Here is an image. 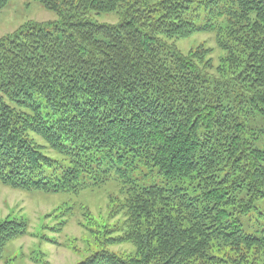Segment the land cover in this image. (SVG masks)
Wrapping results in <instances>:
<instances>
[{"label":"trees","instance_id":"1","mask_svg":"<svg viewBox=\"0 0 264 264\" xmlns=\"http://www.w3.org/2000/svg\"><path fill=\"white\" fill-rule=\"evenodd\" d=\"M35 1L57 20L0 37V182L80 190L116 170L128 230L105 242L135 256L78 264H264V231L243 222L264 216V0ZM197 33L215 35L220 67L205 45L179 49ZM147 167L167 184L130 176ZM29 227L0 223V260Z\"/></svg>","mask_w":264,"mask_h":264},{"label":"rangeland","instance_id":"2","mask_svg":"<svg viewBox=\"0 0 264 264\" xmlns=\"http://www.w3.org/2000/svg\"><path fill=\"white\" fill-rule=\"evenodd\" d=\"M57 16L35 0H10L0 15V37L14 33L28 22H51ZM100 22L116 23V15L101 16ZM184 53L195 51L200 45L212 49L214 64L221 66L226 54L216 43L214 34L197 33L177 42ZM264 129V119L259 124ZM37 138V137H36ZM38 142L46 145L37 138ZM264 150V134L256 142ZM54 154L53 151H48ZM157 169L145 168L131 173L142 186L166 185L165 179L156 174ZM104 181L101 174H83L80 190L59 192L23 191L0 182V223L5 220H24L30 224L29 234L10 243L0 264H78L95 252L108 250L120 256H135L132 243L108 244L128 230L127 214L121 207L125 186L116 170L109 172ZM261 214L264 205L258 204ZM244 219L245 229L260 235L264 231V216L254 212Z\"/></svg>","mask_w":264,"mask_h":264}]
</instances>
